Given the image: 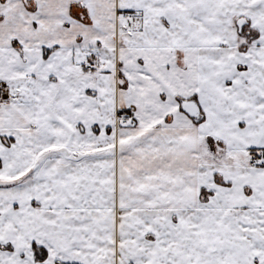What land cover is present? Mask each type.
Returning a JSON list of instances; mask_svg holds the SVG:
<instances>
[{"label": "snow or ice", "instance_id": "snow-or-ice-1", "mask_svg": "<svg viewBox=\"0 0 264 264\" xmlns=\"http://www.w3.org/2000/svg\"><path fill=\"white\" fill-rule=\"evenodd\" d=\"M0 264H264V0H0Z\"/></svg>", "mask_w": 264, "mask_h": 264}]
</instances>
